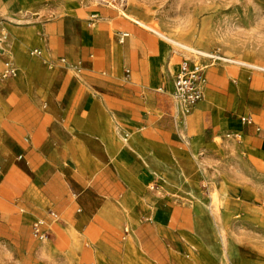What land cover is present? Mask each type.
I'll list each match as a JSON object with an SVG mask.
<instances>
[{
	"label": "rangeland",
	"instance_id": "rangeland-1",
	"mask_svg": "<svg viewBox=\"0 0 264 264\" xmlns=\"http://www.w3.org/2000/svg\"><path fill=\"white\" fill-rule=\"evenodd\" d=\"M10 1L0 0V73L9 59L16 74L0 78V139L14 130L10 122L15 124L16 114L33 116L28 102L46 110L49 101H102L107 117L114 111L120 118L119 149L131 145L133 129L165 135L168 152L161 160L168 171L144 186L159 194L160 207L132 224L116 220L114 227H104L106 222L94 228L88 220L76 222L74 208L73 216L62 215V223L43 241L30 236L32 219L8 209L7 202L18 196L0 189V264H264V148L254 150L243 136L233 137L243 109L232 115L216 106L207 88L212 74L217 87L221 76L230 87L231 79L248 85L252 76L264 78V0ZM101 9L139 21L178 61L203 64L206 88L196 104L205 103V110L196 111L195 105L182 122H175L162 114L166 105L155 91L142 93L106 76L93 88L79 87L72 69L51 67L30 55L36 47L65 59L90 55L102 29ZM154 29L193 50L176 46ZM211 55L251 67L214 61ZM230 89L227 93L235 96ZM215 90L226 94L224 88ZM20 154L16 162L22 161ZM54 191L45 192L47 198L60 202Z\"/></svg>",
	"mask_w": 264,
	"mask_h": 264
},
{
	"label": "crops",
	"instance_id": "crops-1",
	"mask_svg": "<svg viewBox=\"0 0 264 264\" xmlns=\"http://www.w3.org/2000/svg\"><path fill=\"white\" fill-rule=\"evenodd\" d=\"M101 10L98 26L102 29L94 36L97 49L93 53L81 57L70 55L66 60L36 47L34 49L39 50L40 55L33 56L51 67L72 69L79 87L86 84L93 88L96 80L106 76L114 84L126 82L128 88L142 93L155 91L166 105L162 114L182 122L187 114L181 112L171 97L173 76L181 61L166 43L143 30L139 23ZM222 60L236 62L227 58ZM241 63L236 62L242 67H251ZM242 75L243 72L238 73L240 78ZM214 77L212 74L207 88L216 106L224 107L232 115L243 109L238 117L239 127L232 132L243 136V141L254 150H262L264 78L252 76L248 85L231 79L234 84L230 87L226 77L221 76L217 87ZM215 88H224L226 94H220ZM230 88H234L235 96L230 97L227 93ZM26 105L35 110L33 116L16 114L12 118L15 124L10 122L14 130L4 133L0 139V189L10 190L18 196L7 202L8 209H19L25 220L32 219L31 237L32 222L48 218L50 210L59 215V222L50 225L49 235L62 223V215L73 216L74 208L78 213L76 222L88 220L94 228L108 222L104 227L109 228L114 227L112 221L132 224L137 216L160 207L159 194L145 190L144 186L148 180H156L168 171L161 160L168 152L165 135L133 129L130 133L135 137L131 145L125 144L119 149L116 141L121 135L118 131L120 118L114 111L107 117V106L102 101H87L83 105L79 101H49L46 110L36 101ZM196 105V111L207 107L203 102ZM193 113L185 124L192 121ZM242 116L250 117L253 124L242 123ZM121 139L125 141V138ZM17 152L21 153L18 158L22 161H15ZM142 157L146 158L140 159ZM53 190L60 202L47 198L45 192L53 193ZM153 232L156 233L154 237L159 236L157 230Z\"/></svg>",
	"mask_w": 264,
	"mask_h": 264
},
{
	"label": "built area",
	"instance_id": "built-area-1",
	"mask_svg": "<svg viewBox=\"0 0 264 264\" xmlns=\"http://www.w3.org/2000/svg\"><path fill=\"white\" fill-rule=\"evenodd\" d=\"M32 55H40V51L34 49L30 52ZM212 60L223 59L219 56L211 55ZM62 62L64 60L61 59ZM16 74V67L11 60L3 62V68L0 73V78L5 79ZM206 85L205 66L203 64L182 60L178 70L173 76V91L171 97L175 104L180 108L183 114H188L196 103L202 99ZM240 121L244 124H253L250 117L242 116ZM233 137H238L240 134L232 133ZM48 218H38L31 224V235L35 240L43 241L48 238L50 225L59 222V215L54 211L48 212Z\"/></svg>",
	"mask_w": 264,
	"mask_h": 264
},
{
	"label": "bare ground",
	"instance_id": "bare-ground-1",
	"mask_svg": "<svg viewBox=\"0 0 264 264\" xmlns=\"http://www.w3.org/2000/svg\"><path fill=\"white\" fill-rule=\"evenodd\" d=\"M136 23H139V24H141L139 21H137V20H134ZM157 33L156 35H160L162 38H164V39H167V41L169 40V41H171L173 44H175L176 46H179V47H181V48H185V49H188V50H190V49H192V48H190L189 46H187V45H184V44H182V43H180V42H177V41H174V40H171L168 36H165L164 34H162V33H160V32H158L157 30H155L154 29V33ZM193 50V49H192ZM196 53H198V52H196Z\"/></svg>",
	"mask_w": 264,
	"mask_h": 264
}]
</instances>
